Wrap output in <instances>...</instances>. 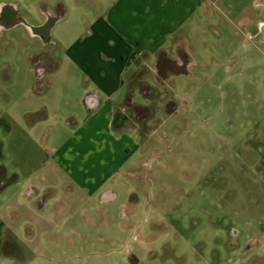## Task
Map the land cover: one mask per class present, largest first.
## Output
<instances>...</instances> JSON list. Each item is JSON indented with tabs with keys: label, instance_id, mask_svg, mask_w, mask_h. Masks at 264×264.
I'll list each match as a JSON object with an SVG mask.
<instances>
[{
	"label": "rangeland",
	"instance_id": "374dc122",
	"mask_svg": "<svg viewBox=\"0 0 264 264\" xmlns=\"http://www.w3.org/2000/svg\"><path fill=\"white\" fill-rule=\"evenodd\" d=\"M102 2L74 3L70 36L86 31ZM247 6L248 28L209 17L192 32V77L162 86L155 59L138 69L134 85L150 83L178 113L166 112L161 95L135 89L146 117L129 110L122 124L134 133L111 135L97 124L60 167L53 149L71 137L67 120L88 112L67 42L54 52L69 69L60 79L69 98L31 132L34 118L17 100L24 90L11 84L32 68L30 43L21 29L0 34V167L18 177L0 191V206L35 255L27 264H264V10ZM248 30L257 36L248 39ZM109 191L117 198L104 202Z\"/></svg>",
	"mask_w": 264,
	"mask_h": 264
},
{
	"label": "crops",
	"instance_id": "0c3cea01",
	"mask_svg": "<svg viewBox=\"0 0 264 264\" xmlns=\"http://www.w3.org/2000/svg\"><path fill=\"white\" fill-rule=\"evenodd\" d=\"M77 2L81 5V0H0V20L3 12L9 11L13 5L25 6L32 13L43 11L49 14L55 8L65 11V17L50 29L41 21H32L28 28L16 29L26 33L30 43L26 51L30 54L32 68L25 73L24 82L19 83L15 78L11 82L16 90H24L22 99L18 97L17 100H25L26 115L45 114L44 118L31 120L27 124L33 132L47 120L54 103L70 95L68 88L66 90L60 86L61 77L69 70L63 56L57 57L53 52L52 56L45 58L38 53L43 49V43L49 48L50 45L55 47L67 42L64 56L82 77L78 94L88 112H85L82 121L77 120L76 116L67 120L72 134L67 142L54 147L55 155L59 156L54 167L67 164L66 160L61 159L65 150L69 151L80 141L94 137L98 130L111 135L119 133L120 137L134 133L135 130L122 128L125 123L123 116L128 112L124 109L133 100L135 89L142 90L143 85L150 84L143 81L141 87L134 85L138 69L155 59L156 73L159 53L173 52L184 41L188 43L193 56L191 34L202 26L205 18H214L230 27L240 23L248 28L253 18L245 13V5L264 10V0H103L105 8L98 10L86 31L70 36L67 31L69 16ZM88 6L93 10L95 2L89 1ZM260 25L264 26V21ZM242 32L248 39L257 36L250 30ZM173 58L176 56L173 55ZM45 60L52 64L46 71L39 69L40 65L46 63ZM125 96L128 97L123 102ZM90 98L99 102L97 108L89 105ZM132 105L137 106L134 101ZM97 124L100 125L98 130L95 128ZM49 132L55 134L56 130L52 128ZM12 187L15 186L10 187L0 179V191L7 192ZM108 193L112 198L115 195L111 191ZM2 212L6 210L0 206V264L31 262L35 255L21 243L23 240L19 238V230L6 220Z\"/></svg>",
	"mask_w": 264,
	"mask_h": 264
},
{
	"label": "trees",
	"instance_id": "16d2710c",
	"mask_svg": "<svg viewBox=\"0 0 264 264\" xmlns=\"http://www.w3.org/2000/svg\"><path fill=\"white\" fill-rule=\"evenodd\" d=\"M173 55L176 58H173ZM195 62L193 56L190 53L188 43L186 41L181 42L175 47L173 52L171 51H162L158 55L155 71H156V82L159 85L165 86L168 83H171L172 79L178 75H187L188 77H192L191 72L189 71V67L193 65ZM183 69H180L183 66ZM151 91V92H150ZM153 92L155 94H153ZM142 94L144 97H148L151 94L161 95L162 99L166 101V97L162 94H158L153 88L143 85ZM166 112L171 114H176L179 112V107L176 105L175 101L171 98L167 97L166 101ZM44 113L30 115V117L34 119H42L44 118ZM2 144L0 143V155H1ZM7 170L4 167H0V179L11 184L16 182L18 177L16 175L13 176L12 179L8 178Z\"/></svg>",
	"mask_w": 264,
	"mask_h": 264
},
{
	"label": "flooded vegetation",
	"instance_id": "af4514ba",
	"mask_svg": "<svg viewBox=\"0 0 264 264\" xmlns=\"http://www.w3.org/2000/svg\"><path fill=\"white\" fill-rule=\"evenodd\" d=\"M24 7L21 8V6L19 5H15V6L13 5V7L9 9V11L3 12L2 19L0 20L1 23L0 34H2L3 38L4 36L7 35V33L8 36H10L11 33H13L19 27L28 28L32 21H41L43 22L42 24H44L50 29L58 21L62 20L65 17V11L62 8H55L48 14L43 11L32 13L29 12L26 7L25 8ZM46 45H47L46 43L42 44L43 49L40 50V52L38 53L39 56L46 58V56L50 57L53 55L54 46L50 45L49 48H47ZM51 65H52L51 62L47 60L46 63L40 65L39 69L41 68L42 70L46 71L51 68ZM124 110L125 111L134 110L136 114L146 117V113L144 109L139 108L136 105H132L131 103H128Z\"/></svg>",
	"mask_w": 264,
	"mask_h": 264
},
{
	"label": "water",
	"instance_id": "95a60500",
	"mask_svg": "<svg viewBox=\"0 0 264 264\" xmlns=\"http://www.w3.org/2000/svg\"><path fill=\"white\" fill-rule=\"evenodd\" d=\"M184 65L180 67V69H183ZM40 71V70H39ZM42 74V72H41ZM89 105L95 109L98 107L99 105V102L95 99V98H90L89 101H88ZM129 103H133V100H130ZM116 198V195H113V198L109 195V193H106L103 197V201L106 202V201H111L112 199L115 200Z\"/></svg>",
	"mask_w": 264,
	"mask_h": 264
}]
</instances>
